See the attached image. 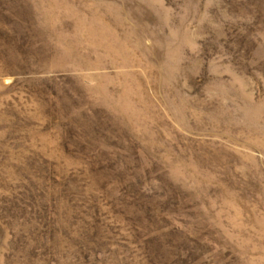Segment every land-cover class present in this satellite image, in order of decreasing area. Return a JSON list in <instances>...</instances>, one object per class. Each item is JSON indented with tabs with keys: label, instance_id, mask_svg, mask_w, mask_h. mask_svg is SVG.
Wrapping results in <instances>:
<instances>
[{
	"label": "rangeland",
	"instance_id": "1",
	"mask_svg": "<svg viewBox=\"0 0 264 264\" xmlns=\"http://www.w3.org/2000/svg\"><path fill=\"white\" fill-rule=\"evenodd\" d=\"M0 264H264V0H0Z\"/></svg>",
	"mask_w": 264,
	"mask_h": 264
}]
</instances>
